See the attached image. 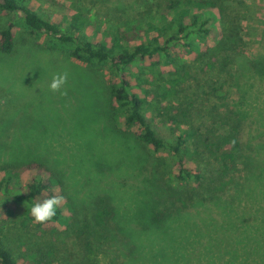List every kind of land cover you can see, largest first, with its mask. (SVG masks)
Segmentation results:
<instances>
[{"label":"trees","instance_id":"obj_1","mask_svg":"<svg viewBox=\"0 0 264 264\" xmlns=\"http://www.w3.org/2000/svg\"><path fill=\"white\" fill-rule=\"evenodd\" d=\"M96 1L108 7L109 0ZM230 2L240 14L244 0H154L110 21L80 5L52 16L25 0H0L2 58L15 52L20 27L36 45L75 58L90 72L110 69L101 130L116 134L139 182L128 193V214L104 192L79 207L54 164L31 150L9 149L0 160V264L264 263V104L252 81L264 83V14L258 52L248 56ZM191 80H200L195 91ZM83 111L94 120L95 109ZM201 116L205 121L197 122ZM78 118L86 129L82 109ZM39 126L41 137H18L10 148L40 143L49 130ZM57 194L65 199L56 216L34 223V203ZM241 195L258 205L249 210L260 212L256 224L244 218L249 211L238 215L237 206L246 208ZM12 228L22 230L23 241ZM59 243L68 244V259L59 258Z\"/></svg>","mask_w":264,"mask_h":264},{"label":"rangeland","instance_id":"obj_2","mask_svg":"<svg viewBox=\"0 0 264 264\" xmlns=\"http://www.w3.org/2000/svg\"><path fill=\"white\" fill-rule=\"evenodd\" d=\"M140 1L146 4L154 0H109L106 8L96 0H25V4L33 9L41 7L52 16L70 14L75 6L80 5L82 8L89 9L93 15H103L104 20L119 21L131 15L132 11L141 10ZM229 4L233 6L232 8H236L234 3ZM235 12L239 14L238 9H235ZM263 14L264 0H244L239 15L241 36L245 40L244 46L248 56H254L258 52L257 39L262 31L259 20ZM14 32L15 52L5 58L0 55V160L7 158L9 149L13 154L31 150L34 154L45 157L63 173L67 178V192L74 196L77 206H86L95 197L94 193L104 192L112 197L111 204L117 207L118 212L128 214L127 210L130 206V199H127L128 193L134 191V187L139 182L135 181L134 169L129 163L132 160L131 155L122 153V145L116 142V134L104 133L106 131L103 126V115L108 82L111 78L110 69L103 68L90 72L85 63L59 51L36 45L33 37L27 35L20 27H15ZM43 40L44 36L39 39V42L42 43ZM64 70L69 72L66 96L53 93L48 88L53 74ZM252 81L255 85L254 93L260 95L259 101H263L261 103L264 104V92L260 93V88L264 90V83L260 84L258 79H252ZM191 83L194 85L192 91H195L199 87L200 80H191ZM229 94L232 100H237L238 93L235 88H230ZM193 97H195L194 93ZM86 108L88 112L92 108L95 109L93 121H90L91 114L87 117V113L83 111ZM81 109L86 119V129L78 124ZM147 116L152 119L153 113H147ZM202 118V116L197 118V122L205 121ZM152 120L160 125L159 118ZM40 123L49 130V135L40 143H35L21 151L19 147L10 148L11 143L18 140V137H41L40 132L44 129L39 126ZM160 128V134L168 136L167 129ZM95 134L98 137L96 145L93 146L92 136ZM89 144L93 146V149L88 147ZM120 156L125 157L124 165L121 163ZM142 186H144L143 190L149 187L146 182L142 183ZM241 196L240 203L246 208L239 210L237 206L238 215L258 207L257 204L253 205L254 199ZM195 210V208L192 209L193 212ZM201 212L198 208L195 220ZM259 216L258 211L244 218H247L249 223L256 224ZM230 225L233 224L229 223L227 227ZM12 229L16 232L18 239L23 241L22 230ZM233 231H236L235 227ZM226 233L232 232L228 230ZM253 234L257 236L254 242L260 239V229L254 230ZM16 243L17 240H15ZM67 245L58 244L59 258L63 254L68 259L65 252ZM61 264L72 263L69 259H64ZM261 264L264 263L261 262Z\"/></svg>","mask_w":264,"mask_h":264},{"label":"clouds","instance_id":"obj_3","mask_svg":"<svg viewBox=\"0 0 264 264\" xmlns=\"http://www.w3.org/2000/svg\"><path fill=\"white\" fill-rule=\"evenodd\" d=\"M69 72L64 70L53 74L48 88L53 93H59L66 96ZM65 197L63 195H52L42 201H37L31 207V216L36 224H45L51 221L57 214V209L63 204Z\"/></svg>","mask_w":264,"mask_h":264}]
</instances>
